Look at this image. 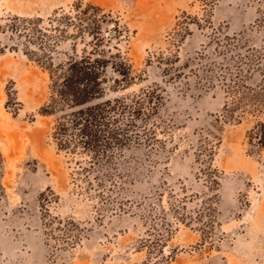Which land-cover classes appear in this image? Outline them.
I'll list each match as a JSON object with an SVG mask.
<instances>
[{
	"label": "rangeland",
	"instance_id": "374dc122",
	"mask_svg": "<svg viewBox=\"0 0 264 264\" xmlns=\"http://www.w3.org/2000/svg\"><path fill=\"white\" fill-rule=\"evenodd\" d=\"M0 49V264H264V106L229 112L264 0H0ZM93 49L120 80L102 100L138 110L106 117L121 141L62 150L39 56Z\"/></svg>",
	"mask_w": 264,
	"mask_h": 264
},
{
	"label": "trees",
	"instance_id": "16d2710c",
	"mask_svg": "<svg viewBox=\"0 0 264 264\" xmlns=\"http://www.w3.org/2000/svg\"><path fill=\"white\" fill-rule=\"evenodd\" d=\"M54 18L61 21L66 16ZM38 21L40 20H29L28 22L23 20L12 24L10 28L18 30L23 27L24 29L23 24L33 23L34 25ZM59 32L63 31L60 30ZM93 54H97L98 57L93 56ZM39 57V61L48 68L51 82L50 101L42 109V114H62L58 118L59 121L54 131L58 148L73 150L76 145H80L84 149L94 150L106 148L111 143L121 141L119 131L122 129L108 130V127L113 126L116 121L106 123L104 122L106 117L111 113H124L129 110L133 111L134 114L138 109L125 106L123 102L117 99L102 100L106 89L114 88L113 86L120 81L119 79H112V84L109 85L110 81L106 71L109 63L104 59V52L93 49L90 53L79 58H71L57 66L49 63V54L43 53ZM256 60L257 65H253L252 59L249 57L239 61V63L245 61L244 63L249 68L246 70L241 65L237 66V73L234 80L232 79L231 88L239 96L236 106L230 108V114L241 108L239 105L264 106V64H261V57H257ZM256 68L262 75V83L252 88L247 85L246 80L249 78L247 74L252 73ZM122 76L125 78V75ZM98 100L100 101L96 102ZM127 126L134 127L132 123ZM71 134H74V139L70 137ZM247 138L248 144L253 150L258 151L264 148V124L258 123L253 126L247 133Z\"/></svg>",
	"mask_w": 264,
	"mask_h": 264
}]
</instances>
